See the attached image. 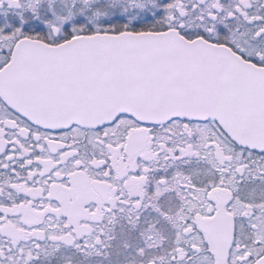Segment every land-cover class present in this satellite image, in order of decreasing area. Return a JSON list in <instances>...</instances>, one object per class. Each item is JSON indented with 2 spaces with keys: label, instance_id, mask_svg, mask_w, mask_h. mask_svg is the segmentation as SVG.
I'll return each instance as SVG.
<instances>
[{
  "label": "snow or ice",
  "instance_id": "1",
  "mask_svg": "<svg viewBox=\"0 0 264 264\" xmlns=\"http://www.w3.org/2000/svg\"><path fill=\"white\" fill-rule=\"evenodd\" d=\"M0 264H264V0H0Z\"/></svg>",
  "mask_w": 264,
  "mask_h": 264
}]
</instances>
